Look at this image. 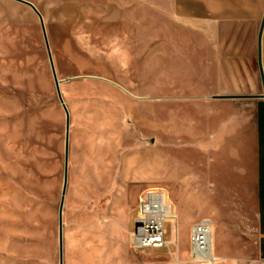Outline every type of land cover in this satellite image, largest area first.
Returning <instances> with one entry per match:
<instances>
[{"label":"rangeland","instance_id":"374dc122","mask_svg":"<svg viewBox=\"0 0 264 264\" xmlns=\"http://www.w3.org/2000/svg\"><path fill=\"white\" fill-rule=\"evenodd\" d=\"M28 1L43 17L69 115L63 264H152L154 249L135 250L130 232L141 198L168 185L153 174L154 50L167 53L171 33L200 20L182 21L169 0ZM65 120L38 16L0 0V264H58ZM207 215L195 204L177 220L172 212L165 233L176 229L182 243ZM246 221L224 229L228 264L255 253Z\"/></svg>","mask_w":264,"mask_h":264},{"label":"crops","instance_id":"0c3cea01","mask_svg":"<svg viewBox=\"0 0 264 264\" xmlns=\"http://www.w3.org/2000/svg\"><path fill=\"white\" fill-rule=\"evenodd\" d=\"M168 2L182 21L200 23L171 33L176 43L167 53L154 50L153 174L168 181L160 191L176 220L191 204L208 215L189 225L182 243L176 229L168 231L166 246L153 248L152 264H228L224 229L241 230L249 219L255 253L237 254L234 264H264V0ZM202 218L212 223L208 258L196 257L190 242Z\"/></svg>","mask_w":264,"mask_h":264},{"label":"built area","instance_id":"2783aa9c","mask_svg":"<svg viewBox=\"0 0 264 264\" xmlns=\"http://www.w3.org/2000/svg\"><path fill=\"white\" fill-rule=\"evenodd\" d=\"M161 196V199H152V197ZM143 204H149L154 209L150 215L137 216L133 219L131 242L135 250L147 248H162L167 244L166 233L164 230V221L169 218L168 205L163 192L150 191L141 198L140 210ZM152 217V218H149ZM212 223L207 218L197 221L191 229V247L196 257H206L210 251ZM209 264V263H206Z\"/></svg>","mask_w":264,"mask_h":264},{"label":"water","instance_id":"95a60500","mask_svg":"<svg viewBox=\"0 0 264 264\" xmlns=\"http://www.w3.org/2000/svg\"><path fill=\"white\" fill-rule=\"evenodd\" d=\"M15 1H18L20 3H23L27 6H29L38 16L40 26H41V30H42V34H43V38H44V42H45V46L47 49L48 60H49L53 80L55 82L56 92H57L59 101L61 102L62 107L64 109L65 116H66L65 137H64V149H65L64 178H63V185H62L61 196H60V201H59V206H58V264H63V221H62V213H63V204H64V197H65L66 183H67V164H68L67 158H68V146H69V115H68V110H67V108L63 102L62 97H61L58 79H57V75H56V71H55V67H54V63H53V59H52L47 35H46L43 17L41 15V13L39 12V10L36 8V6L32 2H30L28 0H15ZM263 22H264V13H263L262 21H261V26L259 29L258 39L260 37V32L262 29ZM261 78H262V74H261ZM262 84H263V93L260 96L264 98V82H263V79H262Z\"/></svg>","mask_w":264,"mask_h":264},{"label":"bare ground","instance_id":"6f19581e","mask_svg":"<svg viewBox=\"0 0 264 264\" xmlns=\"http://www.w3.org/2000/svg\"><path fill=\"white\" fill-rule=\"evenodd\" d=\"M164 197H165V195H164ZM152 199H161V196H157V197H152ZM165 200H166V197H165ZM166 203H167V201H166ZM167 205H168V208H169V211H168V216H169V218L167 219V221H171V214H172V208L169 206V204L167 203ZM153 208L151 207V205H149V204H143L142 205V207H141V209L140 210H137L136 211V215L137 216H139V217H141V216H143L144 214L145 215H150L151 213H153ZM149 218H152V217H149ZM174 219H172V221H173ZM210 256V251L208 252V254L206 255V257H202V258H208ZM201 258V257H200Z\"/></svg>","mask_w":264,"mask_h":264}]
</instances>
